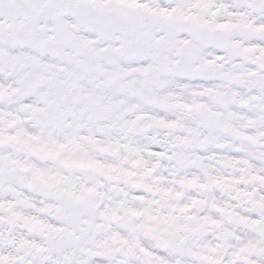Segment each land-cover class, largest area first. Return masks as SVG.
Returning <instances> with one entry per match:
<instances>
[{
    "label": "snow or ice",
    "instance_id": "obj_1",
    "mask_svg": "<svg viewBox=\"0 0 264 264\" xmlns=\"http://www.w3.org/2000/svg\"><path fill=\"white\" fill-rule=\"evenodd\" d=\"M0 264H264V0H0Z\"/></svg>",
    "mask_w": 264,
    "mask_h": 264
}]
</instances>
